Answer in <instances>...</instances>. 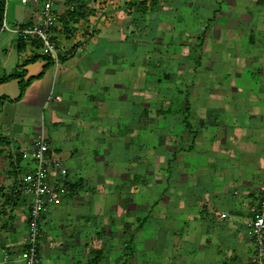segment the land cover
<instances>
[{
	"label": "crops",
	"instance_id": "obj_1",
	"mask_svg": "<svg viewBox=\"0 0 264 264\" xmlns=\"http://www.w3.org/2000/svg\"><path fill=\"white\" fill-rule=\"evenodd\" d=\"M75 1L70 23L65 5H56L62 23L54 36L57 63L41 53L36 40L26 43L16 31L0 30V264L21 262L12 250L25 244L31 196L16 189L20 176L34 166L22 150L31 148L42 130L50 155L67 169L65 176L58 169L50 174L52 183H64L67 190L42 221L40 252L42 258L48 254L46 264H118L120 258L121 264H134L133 223L128 214H118L117 198H110L123 193L124 207L134 205L130 193L155 175L147 167L151 122L164 123L161 141L170 156L156 155L157 185L163 189L156 203L164 210L156 219L165 223H159L156 249L150 240L145 251L139 250L153 253L142 264L154 259L156 264H252L251 213L264 182V0H157L151 8L139 5L140 0ZM167 1H172L171 13L163 10ZM134 8L140 15L138 29L159 30L167 25L162 19L172 20L169 42L173 57H180L172 92L150 81L149 56L127 55L123 45L136 42L128 30ZM37 10L33 3H14L10 14L6 7L5 24L21 26ZM220 14L229 19L220 25L222 65L199 70L200 60L208 56V33L216 29L211 25L221 22ZM186 32L195 34L190 43ZM192 42L198 51L184 53ZM78 43L83 51L75 54ZM147 43L137 41L141 50ZM186 56L197 64L190 71L180 68ZM248 65L253 71H246ZM130 67L136 68L135 75ZM183 84L191 88L193 102L188 93V107L174 104L171 109L165 96L170 91L182 100ZM160 97L164 103L153 117L151 107ZM208 111L220 120L213 121ZM168 120L173 121L170 128ZM172 175L178 179L169 184ZM203 175L209 184L189 186L186 199V186L179 183L192 179L198 184ZM138 197L137 207L147 203L149 209V201ZM167 207L174 209L166 213ZM149 218L137 217V229L143 230ZM7 251L12 254L6 261ZM99 256L114 259L104 263ZM78 257L82 260L76 263Z\"/></svg>",
	"mask_w": 264,
	"mask_h": 264
},
{
	"label": "rangeland",
	"instance_id": "obj_2",
	"mask_svg": "<svg viewBox=\"0 0 264 264\" xmlns=\"http://www.w3.org/2000/svg\"><path fill=\"white\" fill-rule=\"evenodd\" d=\"M18 2L19 1H16V0H11L8 2L7 10H8L9 14L11 12V9H12L14 3H18ZM19 3H21V2H19ZM135 5H137V4H135ZM163 6H164L163 10L166 13H171L170 10L173 6L172 1H167L166 4ZM170 17L172 18V16H170ZM139 18H140L139 11L137 10V8H134V13H133V16L131 18L132 23L129 24L128 30H129V33L131 35V38L133 40H136V42L128 41V43L123 45L124 47L126 46L128 48L127 55H129V56L134 55V56H140V57L149 56L150 62H148L149 64L148 63L145 64V66L150 67V72H151L149 75L150 81L156 82L157 83L156 85H159L161 88H165V91L171 90V92H172V89L174 87L173 86L174 77H175L174 72L176 71L177 66L179 67V63L177 64L176 62L180 59L179 56H178V58L173 57L174 52H175L174 47H173V43L169 42L172 39V35H173L172 34L173 33L172 28H170V25L172 24V20L170 21L167 19H162V21H164V22H162V24L166 23L168 26L165 25L166 28L162 27L159 30L157 29V27H155V28L150 27V26L147 27L145 25L143 28L138 29L136 24L138 23ZM219 19H220L219 21H221V22H219V23L214 22L211 25V26H214L216 29L214 30V32L208 33L209 34L208 39H207L208 41L204 47V49H208V52L206 53L208 56H205L203 59L200 60L199 65L201 67H199V70H202V68L207 67V68H209V71L211 72L215 63L220 62L219 64L222 65V60H221L222 54H221V46L220 45H221V41H222L221 38L223 36V32L220 30L221 29L220 25L227 24L229 22V19L226 16H223V15L221 16V14L219 15ZM165 20H167V21H165ZM165 29H167L166 32H165ZM190 33L191 32H186V34L188 35V38L187 39L185 38L187 42L189 41V43H190V37L191 36L195 37L194 33H193V35H191ZM162 37L164 38L165 41L161 44H158L157 42L160 41L159 38H162ZM142 39H145V40H142ZM182 39H184V36ZM137 41H144V42H146V43L148 42V43L144 44L145 48H143L141 50L142 47H140V45L137 44ZM194 41H196V40H194ZM196 43H197V41H196ZM199 43H197V45ZM120 44L121 43H119V47L122 46ZM115 45L118 46L117 44H115ZM186 45H188V46L183 47L184 53L189 52V51H191V52H197L198 51L197 45L194 46L193 42L191 44H186ZM132 51H133V53H132ZM202 53H203V51H202ZM191 54L192 53H189L188 55H191ZM152 58H154L156 60L152 61ZM191 58L186 56V58H185L186 60L182 59L180 68H182L183 71H186L187 69H188V71H190L192 69V67H195V65H197L195 63L196 62L195 59L193 57H191ZM218 67L219 66L216 65L215 69H217ZM129 69H131L132 73L135 75L136 68H134L135 70L133 69V67H130ZM245 69H246V71H253V67H251V65L246 66ZM219 70H221V69H219ZM257 71H258V69H257ZM108 77L111 78L110 75ZM134 82H135V80H134ZM218 82H220V81H218ZM130 84H132V82H130ZM182 87H183V90H182V92H183L182 98L183 99L182 100H181V98L180 99L179 98L174 99V95L171 94L170 91H169V94L168 93L166 94L165 103L168 104V106L170 105L171 109H172V106H174V104H181L182 106L186 105L188 107L189 104H188V101L186 100V96L188 95V93H189L188 98L190 99L189 100L190 103L193 102L191 99V94H190L191 88H189V85L185 86L183 84ZM163 103H164V101H162V97L158 98L156 100V102L153 103L154 107H151V116L153 115V117H154V115H155V117H158L159 114H157L156 111L158 110V106L159 105L161 106ZM154 110H155V113H154ZM208 115H209V117L212 116V120L215 122H218L220 120V118H218L214 114V112L211 113L208 111ZM213 121H212V123H213ZM171 123H173V121L168 120L167 125L169 128L172 126ZM150 126H151L150 127V137H149V144H148V146H150L149 155H148L149 156V166H147V167L149 168V171L151 172L150 174L155 173V175H150L146 178L144 177L146 179V182L144 183V187L139 188L140 189L139 191L135 190L134 193L133 192L130 193L131 194L130 200H132L134 202L133 203L134 205H132V206L128 205V208L124 207L125 194H123V193H115L114 192L113 195H115V196L110 198L111 201H114L117 198L116 200L118 201V204H119L117 207L118 214H121V215L128 214L129 215L128 219H130L129 222L133 223V226L135 229V234H134L135 239L133 241L135 242V244H133L130 241H129V244H131V247H134L135 251H136L134 264H137V262H139L138 264H142V258H143V260L144 259H153L152 258L153 253L151 252V253L147 254V252H144L145 251L144 249L148 248V242L150 240L152 241L151 248L156 249L157 241L161 238V235H162L161 233H157L158 228H159V223L161 226V223L163 222V220H157L156 217H158V215L159 216L164 215V210H163L162 206H160V209H159V207L157 206V203H156L159 195L161 196V194H163L162 187L158 188V185H157V183L159 181L157 179L158 169H156V164H158V159H157L156 155L161 154L160 155L161 157L166 156V158H168L170 156V151L168 152L166 150V148H165L166 146H165L164 141L163 140L161 141V134H163L165 136V133H162L163 131L166 130L164 128V123L163 122L162 123L161 122H155V123L151 122ZM173 128H175V130H179L178 126L173 127ZM134 139L138 140L137 137ZM167 142H168V140H167ZM134 150H135V148H134ZM166 161H167V159H166ZM170 165L171 166H170L169 171H171L173 173V171L175 170L174 162H171ZM169 171H167V172H169ZM159 177H160L161 181L164 180V179H162L161 175H159ZM123 179H125V178H123ZM172 179H174V181H176L178 178L175 177L174 175H172L168 181L169 184L172 183ZM191 181H193V180L191 179L190 181H188V183H184V182L179 183L182 186H186L185 191H184L186 199H188V194L190 192V191H188L189 186H196V185L205 186V185L209 184L207 175L202 176V178L200 179L201 183L195 184ZM189 182H191V183H189ZM123 184H124V186L126 185L125 182ZM128 186H130L129 183H128ZM175 186H178V184ZM136 187L137 186H135L134 188H136ZM193 188L195 189L196 187H191L190 189L194 190ZM104 194L107 195L108 193H103V196L107 199V197ZM119 194H122L123 197L120 196ZM165 194H169V193L165 192ZM139 195L143 196L144 199L146 198V201H149V203H148L149 209H147V203L144 204V209L137 207V206H140V205H138L139 204V197H138ZM257 198L260 199V194H258ZM259 199H258V201H259ZM170 209L172 210L174 208L173 207H169V208L167 207L165 212L167 213L168 211H170ZM125 210H127V211L125 212ZM143 215L144 216H150V218L145 221L143 230L137 229L138 228L137 227V221H138L137 217H141ZM251 216H252V213H251ZM158 221H161V222H158ZM164 223H162V226H164ZM119 229L120 228L118 227V230ZM143 234H144V239H141ZM75 239H76V237H75ZM77 240H79V239H77ZM77 240H76V242H77ZM115 241H116V239H114V236H113L112 243H115ZM122 242H124V240ZM81 243H82V241H81ZM0 244H1V242H0ZM61 245H62V243H61ZM0 248H1V246H0ZM18 249H20V248H18ZM39 249H40V247H39ZM139 250H144V251L141 252ZM12 251L13 252L15 251V253H16L15 249ZM10 253L12 254V252H10V251H7L5 253V260L6 261H7L8 257H11ZM47 256H48V254H45L44 257L42 258L43 264H46V260L48 258ZM90 258L95 259L94 255L90 256ZM90 258H89V260H90ZM113 259H114V257H109V256H107V257L99 256L98 257V260H100L104 263H107L110 260L112 261ZM81 260L82 259L78 257L76 263H79ZM154 260L155 261H152V262H154V264H156L157 263L156 259H154ZM148 261H150V260H148ZM121 262H122V258H120L117 263L121 264ZM152 262L150 261V264ZM16 264H22V262H17ZM126 264H128V263H126ZM145 264H147V263H145Z\"/></svg>",
	"mask_w": 264,
	"mask_h": 264
},
{
	"label": "built area",
	"instance_id": "obj_3",
	"mask_svg": "<svg viewBox=\"0 0 264 264\" xmlns=\"http://www.w3.org/2000/svg\"><path fill=\"white\" fill-rule=\"evenodd\" d=\"M5 0V13L8 2ZM23 4L33 3L38 7L36 16L30 22L21 26L10 28L5 24V15L2 28L16 31L19 38L26 43L39 44L42 54L51 57L56 63L59 60V50L54 39L56 27L59 25V13L56 10L58 3L65 5V13L68 16L66 22L70 23V13L77 7L75 0H16ZM62 24V23H60ZM75 54L83 51L81 43L75 47ZM49 143L44 130L34 140L31 148L22 150V157L34 163L33 169L20 176L16 192L31 196L28 214V230L26 241L21 249L14 251L16 258L22 264H41L40 242L44 234L42 221L50 208L59 203L65 195L67 187L64 183H52L51 171L58 169L61 176H65L67 169L61 159L50 155ZM222 213L221 216H224ZM251 236V262L252 264H264V183L260 186V199L252 208L250 221Z\"/></svg>",
	"mask_w": 264,
	"mask_h": 264
},
{
	"label": "trees",
	"instance_id": "obj_4",
	"mask_svg": "<svg viewBox=\"0 0 264 264\" xmlns=\"http://www.w3.org/2000/svg\"><path fill=\"white\" fill-rule=\"evenodd\" d=\"M141 4H146V6H149L151 8V7L157 6L158 1L157 0H142V1H139V5ZM4 15H5V0H0V30L3 27ZM27 84H28V81L21 82V91L24 90Z\"/></svg>",
	"mask_w": 264,
	"mask_h": 264
}]
</instances>
